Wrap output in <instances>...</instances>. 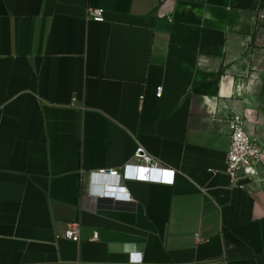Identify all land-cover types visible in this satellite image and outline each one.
Returning <instances> with one entry per match:
<instances>
[{"label":"crops","instance_id":"0c3cea01","mask_svg":"<svg viewBox=\"0 0 264 264\" xmlns=\"http://www.w3.org/2000/svg\"><path fill=\"white\" fill-rule=\"evenodd\" d=\"M232 115L263 150L243 189L226 174ZM138 148L175 183L92 197ZM73 222L80 242L62 238ZM132 253L264 264V0H0V264Z\"/></svg>","mask_w":264,"mask_h":264},{"label":"built area","instance_id":"2783aa9c","mask_svg":"<svg viewBox=\"0 0 264 264\" xmlns=\"http://www.w3.org/2000/svg\"><path fill=\"white\" fill-rule=\"evenodd\" d=\"M105 12L101 9L88 10L89 19L97 22H105ZM163 88L157 92L161 98ZM231 130V145L226 160V174L230 177L232 187L243 189L245 179H256L259 176L257 168L262 162L263 150L256 138L252 137L246 130V119L244 116L232 115L229 121ZM135 163L127 164L118 170H103L98 174L104 181L108 180L110 185L94 189L91 196L99 200L113 201L115 204L133 203L131 194L125 186L117 185V180L122 182L136 181L152 184L175 183V171L163 168L155 158L148 155L145 150L138 148L135 154ZM91 176L94 178L93 174ZM114 181V182H113ZM62 238L80 242L81 225L73 222L69 223ZM93 240H98L95 233ZM131 264H143V256L139 253H132Z\"/></svg>","mask_w":264,"mask_h":264},{"label":"water","instance_id":"95a60500","mask_svg":"<svg viewBox=\"0 0 264 264\" xmlns=\"http://www.w3.org/2000/svg\"><path fill=\"white\" fill-rule=\"evenodd\" d=\"M107 185H110V182L108 180H105L103 186H107Z\"/></svg>","mask_w":264,"mask_h":264}]
</instances>
